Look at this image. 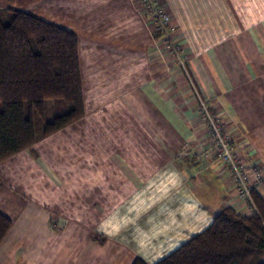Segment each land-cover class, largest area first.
Wrapping results in <instances>:
<instances>
[{
	"label": "crops",
	"instance_id": "0c3cea01",
	"mask_svg": "<svg viewBox=\"0 0 264 264\" xmlns=\"http://www.w3.org/2000/svg\"><path fill=\"white\" fill-rule=\"evenodd\" d=\"M164 1L196 90L134 0H0L79 36L85 109L0 161L12 219L0 264H157L223 208L254 213L215 158L197 91L264 174V0Z\"/></svg>",
	"mask_w": 264,
	"mask_h": 264
},
{
	"label": "trees",
	"instance_id": "16d2710c",
	"mask_svg": "<svg viewBox=\"0 0 264 264\" xmlns=\"http://www.w3.org/2000/svg\"><path fill=\"white\" fill-rule=\"evenodd\" d=\"M50 100L61 112L38 132L35 116L46 120ZM84 114L79 36L29 12L0 8V161ZM253 197V214L223 208L207 229L157 264H264V198L258 191ZM11 225L0 212V242Z\"/></svg>",
	"mask_w": 264,
	"mask_h": 264
},
{
	"label": "built area",
	"instance_id": "2783aa9c",
	"mask_svg": "<svg viewBox=\"0 0 264 264\" xmlns=\"http://www.w3.org/2000/svg\"><path fill=\"white\" fill-rule=\"evenodd\" d=\"M138 10L142 11L152 23V31L160 46L169 55L174 66L188 79L193 90L196 86L188 69L185 49L178 37L179 28L167 9L164 0H134ZM199 115L205 124L208 138L217 161L227 167L231 184L240 199L247 204L249 211L256 209L253 193L264 183V174L256 164H247L235 145L234 139L225 130V121L212 109L197 91Z\"/></svg>",
	"mask_w": 264,
	"mask_h": 264
},
{
	"label": "rangeland",
	"instance_id": "374dc122",
	"mask_svg": "<svg viewBox=\"0 0 264 264\" xmlns=\"http://www.w3.org/2000/svg\"><path fill=\"white\" fill-rule=\"evenodd\" d=\"M59 112L61 111L58 110L57 106H55L54 100L48 101L47 102V112H46V117H45L46 120L41 118L39 115L35 116V124H36V128L38 132H41L43 130L45 121H51L56 115V113H59Z\"/></svg>",
	"mask_w": 264,
	"mask_h": 264
},
{
	"label": "clouds",
	"instance_id": "9594fccd",
	"mask_svg": "<svg viewBox=\"0 0 264 264\" xmlns=\"http://www.w3.org/2000/svg\"><path fill=\"white\" fill-rule=\"evenodd\" d=\"M120 228H121V224L118 221H116L115 218H113L102 223L99 230L111 236L119 232Z\"/></svg>",
	"mask_w": 264,
	"mask_h": 264
}]
</instances>
